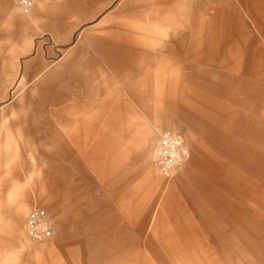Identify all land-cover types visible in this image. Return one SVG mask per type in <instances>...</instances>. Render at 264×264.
Instances as JSON below:
<instances>
[{
	"label": "rangeland",
	"instance_id": "obj_1",
	"mask_svg": "<svg viewBox=\"0 0 264 264\" xmlns=\"http://www.w3.org/2000/svg\"><path fill=\"white\" fill-rule=\"evenodd\" d=\"M33 4L0 0V264H264V0Z\"/></svg>",
	"mask_w": 264,
	"mask_h": 264
},
{
	"label": "built area",
	"instance_id": "obj_2",
	"mask_svg": "<svg viewBox=\"0 0 264 264\" xmlns=\"http://www.w3.org/2000/svg\"><path fill=\"white\" fill-rule=\"evenodd\" d=\"M14 7L24 16L33 8V0H11ZM153 152V160L159 174L165 178L177 169L187 154L185 144L178 133L170 129L161 131ZM25 237L31 243L47 241L52 236L51 217L40 206L34 205L26 210Z\"/></svg>",
	"mask_w": 264,
	"mask_h": 264
},
{
	"label": "crops",
	"instance_id": "obj_3",
	"mask_svg": "<svg viewBox=\"0 0 264 264\" xmlns=\"http://www.w3.org/2000/svg\"><path fill=\"white\" fill-rule=\"evenodd\" d=\"M127 89H128V91H130V93L132 92V94H133V96H134L135 98L140 99V96H137V95H136V92L132 90L131 86L128 87ZM122 104H123V103H122ZM124 105H125V104H124ZM88 119H89V118H88ZM92 119H93V118H92ZM97 121H98V119H95L94 123H96ZM79 122H80V124L88 123V121H86L85 119H82V120L74 119V123L77 124V123H79ZM146 134H147V135H151V137H152V130H151L150 128H148V129L146 130Z\"/></svg>",
	"mask_w": 264,
	"mask_h": 264
}]
</instances>
